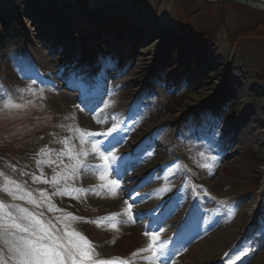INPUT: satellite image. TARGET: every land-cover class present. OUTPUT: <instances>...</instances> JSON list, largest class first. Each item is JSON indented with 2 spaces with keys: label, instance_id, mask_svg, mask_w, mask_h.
<instances>
[{
  "label": "rangeland",
  "instance_id": "1",
  "mask_svg": "<svg viewBox=\"0 0 264 264\" xmlns=\"http://www.w3.org/2000/svg\"><path fill=\"white\" fill-rule=\"evenodd\" d=\"M180 1L85 0L84 4L79 0H0V8L15 12L11 13L13 18H21L23 24L22 36L12 39L5 51L0 50V166L9 170L7 173L0 169V185H5L6 180L20 183L40 201V206L14 200L2 187L0 201L42 213L40 218L51 222L61 235L64 225L81 233L94 247L97 260L118 257L127 264L138 262L140 254L146 253L138 250L149 243L145 232L154 231L168 247L171 242L164 239L169 236L160 234L161 228L172 233L179 222L181 226L187 219L183 232L189 227V237L169 247L178 254H173L168 264H197L192 258V241L196 240V246L201 241L199 232L192 230L193 222L204 219V214L206 218L211 204L222 206L216 217L237 235L240 232L239 240L247 232L242 239L250 243L264 231L262 113L263 123L253 121L247 140L237 147L227 141L228 135L235 134V128L231 130L237 119L254 118L257 107L264 113V10L248 4L186 0L188 9L194 12L189 25L207 32L211 39L189 41L193 44L187 54L177 58L174 67L152 77L148 74L153 59L164 48H170L166 44L168 31L184 41L191 38V27H181L176 22ZM26 10L33 18L24 16ZM248 22L259 26L253 29L254 35L236 37L246 32ZM228 33L232 34V42ZM194 55L202 62L193 66L196 61L190 58ZM107 61L110 66L97 77L93 87L79 77L67 88L56 85L64 84L60 75L88 68L92 62L103 67ZM90 75L93 77L90 72L84 74L88 79ZM233 76L241 78L238 84L244 85L245 93L233 90ZM43 78L48 84H41ZM10 85L16 89L12 97L8 94ZM9 98L14 104L27 102L21 108L3 107ZM214 100L215 105L211 103ZM89 105L95 111L85 112ZM48 108H55L53 116L50 111L46 114ZM113 123L120 125L117 132L123 139L116 142L113 137L117 133L95 137L101 142V151L108 148L118 158L101 180L104 173L99 166L103 161L89 142L81 143L75 129L103 133ZM56 128L59 130L53 134ZM43 132L50 133L52 146L50 142L33 146L28 158L18 155L20 147H31L34 137L40 133L44 136ZM213 156L217 160L210 174L200 165L212 163L208 157ZM47 160L52 163H45ZM77 160L81 162L79 166ZM139 160L148 164V173L138 169ZM113 170L119 176L113 175ZM146 177L148 181L134 189L139 185L137 178L143 181ZM117 178L119 189L100 187ZM259 178L261 181L255 184ZM177 189L184 203L181 218L173 214L161 217L168 204L166 197ZM41 192L59 210L54 215H49L52 211L48 201L41 199ZM128 204L131 216L124 213ZM66 214L71 216L65 219ZM170 219L174 222L168 224ZM150 224L156 226L145 228ZM239 240L231 242L225 253L234 248L239 251H233L232 256L240 252L246 243ZM225 253L218 262L232 257L225 259ZM250 261L245 258L241 264Z\"/></svg>",
  "mask_w": 264,
  "mask_h": 264
},
{
  "label": "snow or ice",
  "instance_id": "2",
  "mask_svg": "<svg viewBox=\"0 0 264 264\" xmlns=\"http://www.w3.org/2000/svg\"><path fill=\"white\" fill-rule=\"evenodd\" d=\"M0 99H3V97H0ZM3 107L21 108L23 105L14 104L12 99L9 98L4 101ZM90 111H95V109H91ZM115 119L116 117L114 116L113 120ZM119 127V124L113 123L112 127L103 133L84 131L79 128L75 129L79 134L81 143L83 144L85 141L89 142L91 144V150L103 161V164L99 166L103 169L104 173L100 176L101 180L105 179V176L109 173L110 165L116 162L118 158L114 154V151H109L108 148L101 151V142L95 139V137L98 135L109 137L113 133H117V137H113V139L119 142V139H123V136L117 132ZM41 152L43 153L44 150L42 149ZM82 154L86 155L87 153ZM208 160L212 161V163H204L200 166L208 169L211 174L217 157H208ZM44 162L52 163L51 160ZM37 163L39 164L41 161H37ZM80 164L81 162L77 160L76 166ZM74 169L75 166L72 170L74 171ZM112 174L119 176V173L115 170H113ZM33 179L36 180L39 178L33 177ZM52 182H56V176L53 177ZM9 184L13 185L14 188L8 187L7 185ZM0 187L14 200H27L30 204L36 205L37 207L40 206V201L34 198L31 192L25 191L24 187L14 180H6L5 185H0ZM100 187L109 191H115L120 187L119 178L109 179ZM76 191L82 190L77 189ZM40 197L42 200L48 201L50 211H59L51 204L46 193L41 192ZM125 203L127 204V201ZM8 208H13L15 211H7ZM130 209L131 204H128L127 208L124 209V213L131 216ZM41 215L42 213H33L20 205H6L3 201H0V245L3 246L0 248V264H127L126 261L118 257H113L108 260L94 259L96 256L94 247L81 233L64 225L65 230L61 235L51 222L42 220L40 218ZM116 215L112 214L113 217ZM69 216L71 214H66L65 219ZM72 219L78 218L72 217ZM145 235L149 236V243L145 248L139 249L138 251L151 253V255L144 257L150 264H156L157 261L160 264H168V260L171 259L172 255L178 254V250L169 249L166 242L159 241L154 231L152 233L145 232ZM233 251H239V249L234 248L230 252L225 253V259L232 256ZM133 255H136V253H133ZM242 257H247V254L240 252L239 255L234 256L232 259H227V264H234V261L241 260Z\"/></svg>",
  "mask_w": 264,
  "mask_h": 264
},
{
  "label": "bare ground",
  "instance_id": "3",
  "mask_svg": "<svg viewBox=\"0 0 264 264\" xmlns=\"http://www.w3.org/2000/svg\"><path fill=\"white\" fill-rule=\"evenodd\" d=\"M260 3H256V2H252L250 0H238V2L236 4H248L251 6H254L258 9L264 10V0H259ZM53 9H56L53 8ZM62 16V15H60ZM51 29V28H50ZM50 31V30H49ZM52 31V30H51ZM48 32V31H47ZM238 80H241L240 77L237 76H233L232 78V82H233V90L238 91L240 89H243L244 85L238 84ZM242 81V80H241ZM246 90V88H245ZM245 93V91H244ZM86 110H89V108H87ZM255 110L257 111L254 114V118L251 117L250 120H246V121H242V119L244 120L243 117L237 119L236 122H234V125L232 127L231 132H234L235 134L232 135H228L227 136V141L231 142V145H236V147L242 143V140H247V134L248 131L252 128V123H256V121H261L260 118V112L262 113L263 117H264V113L263 110L259 109V107L255 108ZM88 112V111H87ZM254 121V122H253ZM240 134H243L242 136H240ZM239 135V136H238ZM235 147V146H234ZM139 170H142L143 173H147L149 171V168H147L145 166V164L143 162H139ZM127 182L130 183H135L134 180H129ZM183 207V203L180 202V197L178 195H175V197L172 199V201L169 203V206L167 207V209L163 212L162 217H167L170 214H177L181 211ZM222 206L217 205V204H211L210 205V210H208L207 212V217L205 218V224L204 226L207 229H211L209 232L204 233L203 235H200L201 238H199V240L201 241L200 245L196 246V240L193 241L194 243V252H193V256L192 258H194V261L197 264H214L217 263L219 258L225 253V251L229 248V245L235 243L236 241L239 240V233L238 235L236 233L235 230L231 229L229 226L225 225L223 222L222 218H217L216 215L217 213L221 210ZM249 213V210L246 211L245 215ZM173 221L172 219L169 220V222ZM140 225V224H139ZM127 228L131 227V224L126 226ZM199 229L202 230V228L200 227ZM202 232V231H201ZM247 232H243L241 234V239L239 240V242L241 241L242 244H245L246 241H244V237H246ZM258 238V237H257ZM257 238H253L252 240H250V243H246V245L240 250V252H245L247 254V257H242L241 260L238 261H234V264L237 262H239V264H241L243 262V260L245 258H249L251 259L249 264H264V231L261 234V236L257 239ZM146 244V243H145ZM240 252H238L237 254L233 255L232 257H229L228 259H232L234 256L239 255ZM149 252L141 253L139 258L140 260L137 262L138 264H144L145 263V259L144 257L148 256ZM218 264H222V262H218ZM223 264H227V262L223 261Z\"/></svg>",
  "mask_w": 264,
  "mask_h": 264
},
{
  "label": "trees",
  "instance_id": "4",
  "mask_svg": "<svg viewBox=\"0 0 264 264\" xmlns=\"http://www.w3.org/2000/svg\"><path fill=\"white\" fill-rule=\"evenodd\" d=\"M82 3H86L85 0H79ZM239 7V6H236ZM244 7V6H240ZM194 17V12H190L188 9V5L186 3V0H181L179 4L176 7V22L178 25L181 27L187 28V25H189L191 19ZM18 21L12 20L11 15L3 10L0 9V48L3 47V43L5 42V39L7 38V31L10 27L16 29V31L23 30L22 29V23L20 19H17ZM246 25H249L244 31H241L238 33L236 37H239L241 35L249 34V36H253V29H258L259 26L258 24H252L248 22ZM246 25L244 27H246ZM191 27L190 34L191 38L188 41H193V40H202V41H209L211 39L210 35L207 32H202L199 31L200 29L195 28L192 25H189ZM169 34L166 35L167 42L172 45L171 48L169 49H163L153 60V62L150 64V69H149V74L152 77H159L158 74L160 75L161 73L163 74L165 71V68L169 66H173L177 60L178 57L181 55H184L186 50H187V44H185L184 41H181V37L174 35L173 32H170ZM189 34V33H188ZM231 35L228 33L229 40H231ZM230 42V43H231ZM232 44V43H231ZM168 65V66H166ZM194 66V65H193Z\"/></svg>",
  "mask_w": 264,
  "mask_h": 264
},
{
  "label": "water",
  "instance_id": "5",
  "mask_svg": "<svg viewBox=\"0 0 264 264\" xmlns=\"http://www.w3.org/2000/svg\"><path fill=\"white\" fill-rule=\"evenodd\" d=\"M222 1H228V2H232V3H237V2H238V0H222ZM245 1H246V0H245ZM250 1H252V2H256V3H260L259 0H250Z\"/></svg>",
  "mask_w": 264,
  "mask_h": 264
}]
</instances>
